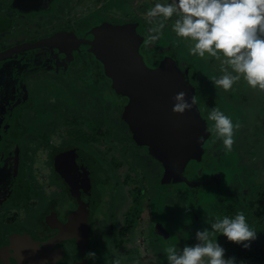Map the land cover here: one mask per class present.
I'll return each mask as SVG.
<instances>
[{"label": "flooded vegetation", "instance_id": "obj_1", "mask_svg": "<svg viewBox=\"0 0 264 264\" xmlns=\"http://www.w3.org/2000/svg\"><path fill=\"white\" fill-rule=\"evenodd\" d=\"M105 3L71 0L69 9L61 15L56 0H0V54L39 45L40 51L33 53L47 56L52 66L8 78L11 92L0 98V264H109L117 255L121 264H159V259L168 264L169 249L160 243L174 244L171 249L177 251L194 246L199 243L197 231H211L217 218H234L239 212L257 232L250 248L230 242L220 233L212 239L225 249V257H235L237 264H264V91L253 104L236 88L225 91L207 82L208 89L203 91L196 82L197 62H205V70L217 78L225 74L223 64H216L219 59L212 56L203 60L191 55L184 44L194 41L175 34L173 25L178 16L174 14L162 30L179 57L165 54L148 63L142 45L140 53L146 65L154 68L169 56L181 71L192 66L191 84L204 100V119L208 120L213 108H219L241 127L235 131L230 152L225 151L218 136L211 133L208 138L200 137L204 150L201 162L190 161L184 170L188 180L198 181L195 198L183 184L161 185L164 167L149 156L146 148L132 141L122 120L127 99L111 90L102 65L88 53L87 46L92 41L88 32L102 23H138L146 37L154 24L144 19L140 8L135 10V18L122 22L103 18L100 11L97 22H88V16ZM80 61L88 70L87 76L80 74L81 70L80 76L76 75ZM228 71L233 75L231 68ZM39 73H52L42 80L49 85L73 82L74 77L81 82L89 77L91 83L80 90V95L74 93L70 103L64 101L68 95L64 100L47 98L44 91L37 102L30 86L40 83L31 82ZM103 94L110 101L105 103ZM140 157L149 164L144 165ZM134 158L136 164L132 163ZM250 176L256 177L251 188L250 184L245 186ZM80 205L85 206L89 222L84 249L80 250L75 240L61 239L49 247L48 258L37 253V245L58 236V229L61 232L68 225L69 216ZM166 208L169 213L164 219L161 209ZM158 223L169 233L167 239H157L154 228ZM15 235L28 240L11 243ZM9 244H28L36 251L34 259L19 258L17 262L13 256L18 253L11 252ZM89 251L96 253V261L86 258ZM143 251L153 259L143 256Z\"/></svg>", "mask_w": 264, "mask_h": 264}, {"label": "water", "instance_id": "obj_2", "mask_svg": "<svg viewBox=\"0 0 264 264\" xmlns=\"http://www.w3.org/2000/svg\"><path fill=\"white\" fill-rule=\"evenodd\" d=\"M88 35L92 36V41L87 43L88 53L102 65L104 76L110 80L115 95L127 99L122 120L129 128L132 141L137 147L146 148L149 156L164 167L159 183L183 184L195 198L194 190L198 181L188 180L184 170L190 161L201 162L204 150L200 137L208 138L211 133L206 129L213 123L204 119V100L191 84L193 67L181 71L176 61L169 56H164L156 67H148L140 53L146 36L143 26L138 23H102L90 29ZM38 46H27L0 54V98L9 94V90L11 92V82H6L8 78L15 75L20 78L23 73L52 67L49 66L47 56L33 53L40 51ZM7 84L10 86L7 87ZM179 92L187 94L189 103L192 96L196 95L198 104L183 114L174 113V97ZM86 213L85 206L80 205L79 210L69 216L68 225L61 232L58 229V236L37 245V253L47 254L48 258L49 247L61 239L75 240L78 248L84 249L89 239ZM154 229L158 238L164 240L169 237L167 230L159 223ZM26 240L28 237L15 235L11 243ZM9 245L15 246V249L10 246L9 250L17 251V256H13L17 262L19 258L34 259L36 251L29 248L28 244ZM160 246L171 249L175 245Z\"/></svg>", "mask_w": 264, "mask_h": 264}, {"label": "clouds", "instance_id": "obj_3", "mask_svg": "<svg viewBox=\"0 0 264 264\" xmlns=\"http://www.w3.org/2000/svg\"><path fill=\"white\" fill-rule=\"evenodd\" d=\"M174 14L178 18L173 31L178 37L194 41L190 49L192 55L204 58L207 53L220 59L222 53L225 57L222 64L230 66L237 74L232 75L227 67H223L224 75L210 78L215 87L231 90L233 84L243 77L251 88L264 91V0H171L168 4L157 3L147 12L151 18L149 22L155 25L157 17L163 19L150 29L145 42L155 43L165 27L164 21ZM186 95L185 92L176 94L174 113L183 114L198 104L196 95L192 96L190 103ZM207 119L213 124L206 131L222 140L225 151H232L234 134L241 127L240 123H234L219 108H213ZM216 233L244 248H250L251 242L257 239V232L249 226L243 212L234 218H217L211 224V231L196 232L199 243L186 245L179 251L169 249L168 264H237L235 257L225 258V249L212 239ZM86 258L95 260L96 253L89 251ZM112 264H121V261L116 258Z\"/></svg>", "mask_w": 264, "mask_h": 264}, {"label": "rangeland", "instance_id": "obj_4", "mask_svg": "<svg viewBox=\"0 0 264 264\" xmlns=\"http://www.w3.org/2000/svg\"><path fill=\"white\" fill-rule=\"evenodd\" d=\"M56 1H57L56 9L58 10L59 14L64 15L65 12L69 9V6L71 4V0L70 1L69 0H56ZM157 3L168 4V3H171V2L169 0H106L105 6L103 8H100L95 13L90 14L88 16L89 20H87V21L88 22H97L99 20L98 19V14L100 12H102V13H100V15L103 16V18L107 17V19H109L110 21H113V22H122L125 18L126 19L135 18L137 16V15H135L136 14L135 10H138L139 8L143 10V13H145L144 14L145 18L144 19H146L147 21H150L151 18H149L147 16V12L151 8H153ZM85 19H87V18H85ZM162 19H163L162 17H157L156 18L157 26H158L159 21L162 20ZM169 20H170V22H169ZM169 20L168 21L167 20L164 21L165 26H167L166 24H170L171 23V19H169ZM85 21L86 20H84V19L81 20V22H83V23H86ZM153 26H155V25L150 26V28L153 27ZM193 44H194V42H191V41L187 40L184 45L188 47V50H190L191 49V45H193ZM143 49H144L143 50V54H144V56L146 58V61L148 63H152L153 60L156 59L157 56H162V55H165V54L174 55L176 58L179 57L177 55V53L174 51V49H173L172 41L167 36V32H164L163 30H162V34H160V36H159V39L155 43H152V44L144 43L143 44ZM180 57L184 58L183 54H181ZM210 57L211 56L206 53L205 57L201 58V59L207 60ZM189 58H190V54L188 56H186V59H189ZM195 58H197V57L195 56ZM220 59L216 60L215 63L219 64L225 59V57L222 55V53H220ZM182 62H183V64H185L187 61L185 60V61H182ZM201 63H203V64L201 65ZM205 64H206L205 62H199V63L197 62V66H196V70L198 72V75H197V78H196V82H197V84L199 85V87L203 91L204 90L206 91L208 89L206 84H207V82H212L210 78L212 76H214L213 73H210V72L205 70ZM83 67L84 66H83L82 62L80 61L79 64H78V73L76 74L77 76H80L79 75V70H81L80 74L83 72L84 76H87L88 70L83 68ZM223 67L231 68L230 66L224 65V64L222 65V68ZM51 75H52V73H45V74L39 73L38 75L33 76L34 81L32 80L31 82H40L38 84H32L30 86L31 87L30 88L31 89V93L33 95V100L34 101L38 102L40 95H42V92L44 91L47 94V98L48 97L49 98L56 97V98L63 99L64 96L68 95L69 96L68 100L67 99L66 100L63 99L64 101H66L68 103L71 100L70 97L73 96L74 93L77 94V95H80V93L82 91V88L85 85H90V83H91L90 80H89V77L85 80V82H81L79 79L74 77L73 78V82H64L65 84L60 85V86L59 85H54L53 83L49 85L48 83H43L42 82L43 78H47V77H49ZM233 75H237V74L235 72H233ZM246 84H247V82L243 79V77H241V79L237 83L233 84L232 89L235 90V88H236V91L238 93H244L245 99L247 98L249 101H251L250 103L253 104V101L255 103H257L256 101H258V99H260V97L262 96L263 92L260 91L258 88L257 89H253L248 84L247 85ZM54 86H56L59 89L54 88ZM51 88H53L55 90H53ZM237 97H238V95H237ZM102 100H104L105 103L110 101L108 99V97L106 96V94H103ZM259 102H261V101L259 100ZM250 103H248V104H250ZM219 107L221 108V106H219ZM112 112L113 111L111 110V115H112ZM252 115H254V114L252 113ZM139 159H140V161L142 160L141 162L144 165L147 166L149 164L148 162L145 161V159L143 157H140ZM135 161H136V159L134 158V161H132V163L135 162ZM136 162L134 164H136ZM132 170L136 171V169H134V168H132ZM255 178H253V176H250V178H249L250 179V183L246 182L245 186H249V184H250V188H251L252 185L255 184V183H253V182H255ZM112 189H114V187L110 188V191ZM177 191L179 193H183V191H181V189H177ZM160 198H161V196L158 197L157 201H159ZM177 199H178V197H175V202H176ZM176 206L174 207V209L177 208ZM104 209H106V206H105ZM168 213H169V210L167 208L166 209H161V217L162 218L165 219ZM100 219H101V215H100ZM158 220H161V218L159 217ZM98 229H100V228H98ZM149 232H150V236H151V231H149ZM97 234L98 233L95 234V237L97 236ZM185 234H187V231L185 232ZM155 238H156V236H152V239H155ZM157 239L159 240V238H157ZM144 248H145V245L142 246V250H144ZM143 252H144L143 256L152 258V256H150L149 254L147 255V252H145V251H143ZM118 257H119V255H117V258ZM225 258H227V257H225ZM97 259L98 258L96 257L95 261ZM158 261H159V264H162V263L164 264V261H162V259H159ZM95 264H98V261H96ZM109 264H112V263H109ZM252 264H254V263H252Z\"/></svg>", "mask_w": 264, "mask_h": 264}]
</instances>
